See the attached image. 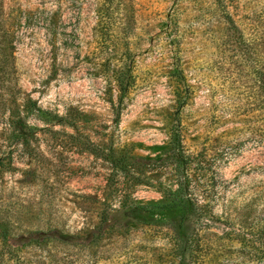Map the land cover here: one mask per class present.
Returning <instances> with one entry per match:
<instances>
[{
    "label": "rangeland",
    "instance_id": "rangeland-1",
    "mask_svg": "<svg viewBox=\"0 0 264 264\" xmlns=\"http://www.w3.org/2000/svg\"><path fill=\"white\" fill-rule=\"evenodd\" d=\"M3 31L0 264H264L249 259L264 256V0H0ZM177 93L186 173L209 204L183 223L194 252L173 239L180 206L162 208L182 178Z\"/></svg>",
    "mask_w": 264,
    "mask_h": 264
},
{
    "label": "trees",
    "instance_id": "trees-1",
    "mask_svg": "<svg viewBox=\"0 0 264 264\" xmlns=\"http://www.w3.org/2000/svg\"><path fill=\"white\" fill-rule=\"evenodd\" d=\"M13 49L14 46L10 41L9 32L3 31L0 32V63H8V65L13 67ZM117 82L119 85V89L121 94H124L129 88V80L127 74H119L117 76ZM15 85L12 86V89ZM11 89V86H10ZM11 91V90H10ZM14 93V91L10 92ZM184 104V97L177 93L176 95V109H175V124L171 128V144L175 149V157H174V165L177 171L181 172V180L179 181L178 190L173 194V204H168L162 206V208H168L173 205H179L181 208V213L176 219V225L173 239L175 245L177 247L182 246V242L188 244L191 247L192 252H194V244H192V238L194 233H184L183 231V223L192 215H197L198 210L201 208H208L209 204H199L197 198L193 194L194 186L191 180L188 179L187 176V166L192 161L190 157L186 156L182 151L181 140L179 137V111L180 108ZM35 105V104H34ZM17 108V106H16ZM39 109V108H38ZM9 126L13 132V134L20 140L27 141L30 137L34 135V129L27 122L26 116L21 114V111L17 108V114H10ZM119 113L116 112L115 121L118 120ZM176 201V203H175ZM124 215L131 218L141 221L145 224L157 223L160 222L161 219H157L153 212L144 205H132L125 207L123 211ZM205 216V215H204ZM204 216H202L204 218ZM199 217V215H197ZM208 220V218H206ZM260 239V238H259ZM242 241V240H240ZM254 242V240H251ZM258 243L264 244V238L259 240ZM249 257V256H248ZM249 259L255 260L256 262L264 263V256L262 254H256L254 256H250ZM192 264H195V260H193Z\"/></svg>",
    "mask_w": 264,
    "mask_h": 264
}]
</instances>
